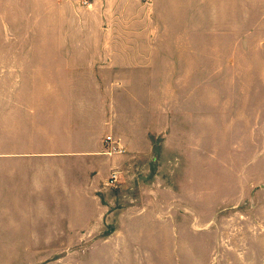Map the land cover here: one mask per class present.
Masks as SVG:
<instances>
[{
  "label": "crops",
  "instance_id": "0c3cea01",
  "mask_svg": "<svg viewBox=\"0 0 264 264\" xmlns=\"http://www.w3.org/2000/svg\"><path fill=\"white\" fill-rule=\"evenodd\" d=\"M263 36L264 0H0V123L17 142L0 161V248L100 232L112 173L131 189L149 153L120 91L165 90L221 43Z\"/></svg>",
  "mask_w": 264,
  "mask_h": 264
},
{
  "label": "rangeland",
  "instance_id": "374dc122",
  "mask_svg": "<svg viewBox=\"0 0 264 264\" xmlns=\"http://www.w3.org/2000/svg\"><path fill=\"white\" fill-rule=\"evenodd\" d=\"M216 48L181 83L120 91L149 153L136 187H109L100 232L37 235L0 264H264V39ZM1 129L4 161L17 142Z\"/></svg>",
  "mask_w": 264,
  "mask_h": 264
},
{
  "label": "built area",
  "instance_id": "2783aa9c",
  "mask_svg": "<svg viewBox=\"0 0 264 264\" xmlns=\"http://www.w3.org/2000/svg\"><path fill=\"white\" fill-rule=\"evenodd\" d=\"M107 141H112V137H108ZM119 149L115 150L118 151ZM118 181V175L117 173H113L110 178V184L114 185Z\"/></svg>",
  "mask_w": 264,
  "mask_h": 264
}]
</instances>
